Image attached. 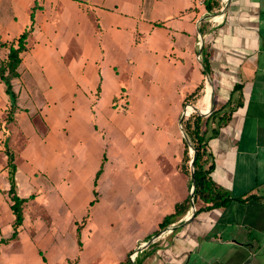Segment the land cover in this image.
Masks as SVG:
<instances>
[{"label":"crops","instance_id":"0c3cea01","mask_svg":"<svg viewBox=\"0 0 264 264\" xmlns=\"http://www.w3.org/2000/svg\"><path fill=\"white\" fill-rule=\"evenodd\" d=\"M206 1L0 0V61L28 31L5 124L26 200L10 238L0 146V264H264V0ZM191 109L228 116L206 152L229 200L159 229L189 194Z\"/></svg>","mask_w":264,"mask_h":264},{"label":"trees","instance_id":"16d2710c","mask_svg":"<svg viewBox=\"0 0 264 264\" xmlns=\"http://www.w3.org/2000/svg\"><path fill=\"white\" fill-rule=\"evenodd\" d=\"M213 3V2H212ZM206 8H211L209 0L205 2ZM30 20H32V13H30ZM27 30H24L19 36L16 38L15 42H10L7 45L8 52L6 55V59L0 61V80L3 82L5 88L4 92L9 98V108L5 114V118L0 122V129L2 131V138L0 140L1 149L6 156V166H7V181L9 184L7 190V196L10 200L9 208L13 215L12 221V232L10 238H13L16 235V228L21 224L22 221V204L26 199L18 197L15 192V181H14V171L15 166L13 163V154L10 148L8 147L7 141V130L5 128V124L12 120V113L15 109L14 99L15 95L11 90L10 79L17 76L16 67L20 61L19 54L25 48V38L27 36ZM2 45V44H1ZM204 71H208V66L206 63V59H202ZM240 87L239 84H234L232 86L231 91H235ZM197 89H195L196 91ZM186 95L184 99V104H193L195 101L194 92ZM189 99H192L189 101ZM228 116L226 113L220 114L219 109H215L211 111L206 117L193 111L186 118H181V128L186 137L185 148L183 151V159L181 162V170L184 173H188L190 176V172L193 175V191L191 195V203L194 206L193 213L198 212L199 210L209 209L213 207H220L225 205L229 200L228 193L218 186L213 180L210 178L209 173L212 170L213 164L211 161L208 163V153L206 152V143L208 138L214 136L217 133L216 128L211 129V134L207 135V126L209 121H216V125L224 124ZM203 125V129L201 128ZM190 147L194 153V159L192 161V166L189 165V161L191 159V155H187V148ZM184 160L188 162V168H185L183 165ZM208 163V164H207ZM207 164V165H206ZM190 168V169H189ZM191 185V180L189 177V187ZM188 198L189 194L186 198L179 202L175 203L173 207V212L165 215L161 222L159 223V229H163L168 226L170 223L174 222L182 216L188 209ZM176 230L174 228L172 232ZM132 252V251H131ZM126 258L120 262L119 264H140V260L134 257L133 261H130L128 255Z\"/></svg>","mask_w":264,"mask_h":264},{"label":"rangeland","instance_id":"374dc122","mask_svg":"<svg viewBox=\"0 0 264 264\" xmlns=\"http://www.w3.org/2000/svg\"><path fill=\"white\" fill-rule=\"evenodd\" d=\"M203 84H206L205 83V80L203 79L202 80V83H201V85L197 88V90L194 92V98H197V97H200V95H201V90H202V88L204 87L203 86ZM192 99H189V101H191ZM123 104V103H122ZM186 106H187V104H186ZM186 110V109H185ZM194 110H189V112L188 113H184L183 115H182V117L181 118H186L190 113H192ZM208 114V113H207ZM207 114H205V115H207ZM222 114V113H221ZM0 118H2V120L5 118V114H4V112H3V114L1 113L0 114ZM1 120V121H2ZM201 128L203 129V125H201ZM208 133V131L206 132V134ZM109 149V148H108ZM107 153V152H106ZM187 155L188 156H190L191 155V148L190 147H188L187 148ZM183 165L185 166V168H188V162H186V160H184V162H183ZM190 169V168H189ZM187 176H188V173H185ZM115 179H116V181H115V183H120V178H119V176L118 175H116L115 176ZM124 181V179H123V177L121 176V192L123 193L124 192V190H125V186H123V182ZM120 185V184H119ZM115 187L116 186H114V183H113V187H111L110 188V190L106 193V194H109V193H112V191H114V189H115ZM103 194V193H102ZM188 195V194H187ZM188 204H189V207H190V204H191V201H190V198H188ZM194 207V206H193ZM110 243H113V240H111L110 241ZM115 245V243H113V246ZM128 258H129V255H128Z\"/></svg>","mask_w":264,"mask_h":264},{"label":"water","instance_id":"95a60500","mask_svg":"<svg viewBox=\"0 0 264 264\" xmlns=\"http://www.w3.org/2000/svg\"><path fill=\"white\" fill-rule=\"evenodd\" d=\"M207 75V74H206ZM211 95V98H212V94H210ZM208 112V111H207ZM206 114V112L205 113H203L202 115H205ZM191 159H190V161H189V165L190 166H192V161H193V159H194V153H193V151L191 150ZM190 180H191V186H190V189H189V198H190V201H191V195H192V191H193V175H192V172H190ZM190 210H191V215L189 216V218H191V216H192V214H193V204L191 203L190 204ZM157 235L158 234H155L153 237H152V239H154L155 237H157ZM152 239H150L149 241H146L145 243H143L142 245H140V248L141 247H144V246H146Z\"/></svg>","mask_w":264,"mask_h":264},{"label":"built area","instance_id":"2783aa9c","mask_svg":"<svg viewBox=\"0 0 264 264\" xmlns=\"http://www.w3.org/2000/svg\"><path fill=\"white\" fill-rule=\"evenodd\" d=\"M143 244V243H142ZM141 244V245H142ZM134 255H135V251H133V252H131L130 254H129V260L130 261H133V259H134Z\"/></svg>","mask_w":264,"mask_h":264},{"label":"bare ground","instance_id":"6f19581e","mask_svg":"<svg viewBox=\"0 0 264 264\" xmlns=\"http://www.w3.org/2000/svg\"><path fill=\"white\" fill-rule=\"evenodd\" d=\"M190 109V108H189Z\"/></svg>","mask_w":264,"mask_h":264}]
</instances>
